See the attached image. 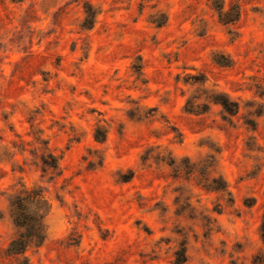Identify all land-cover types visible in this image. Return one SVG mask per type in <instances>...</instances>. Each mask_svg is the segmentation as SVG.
Returning <instances> with one entry per match:
<instances>
[{
	"label": "rangeland",
	"instance_id": "1",
	"mask_svg": "<svg viewBox=\"0 0 264 264\" xmlns=\"http://www.w3.org/2000/svg\"><path fill=\"white\" fill-rule=\"evenodd\" d=\"M263 218L264 0H0V264H264Z\"/></svg>",
	"mask_w": 264,
	"mask_h": 264
},
{
	"label": "trees",
	"instance_id": "2",
	"mask_svg": "<svg viewBox=\"0 0 264 264\" xmlns=\"http://www.w3.org/2000/svg\"><path fill=\"white\" fill-rule=\"evenodd\" d=\"M95 18H96V12L93 10L92 6L90 4H87L85 7H84V19H83V22H82V28L83 29H90L93 27L94 25V21H95ZM164 22H157L156 25L158 27H161L163 26ZM219 104L228 112H231V108H230V103H228L227 100H224V101H221L219 102ZM234 106V105H233ZM98 140V139H97ZM43 163L48 166L49 168H56L57 166L56 165H52L50 163H47L46 161H43ZM27 200H29V202L31 204L35 203L37 205L40 204V196L39 195H35L33 197H27L26 198ZM17 210L18 211H23V205L22 203H19V205L16 206ZM13 223L16 227H20L22 228L24 225L22 223V221L19 220V218H13ZM262 239H263V242H264V218H263V224H262ZM28 235L26 233H20V235L18 236L17 239L13 240L11 243H10V246L8 248V251L9 252H14V254H19V253H23L26 248L28 247Z\"/></svg>",
	"mask_w": 264,
	"mask_h": 264
}]
</instances>
